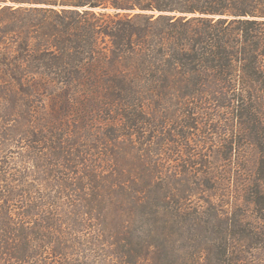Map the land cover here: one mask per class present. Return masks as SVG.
I'll list each match as a JSON object with an SVG mask.
<instances>
[{
	"label": "trees",
	"instance_id": "trees-1",
	"mask_svg": "<svg viewBox=\"0 0 264 264\" xmlns=\"http://www.w3.org/2000/svg\"><path fill=\"white\" fill-rule=\"evenodd\" d=\"M263 103L264 0H0V264H264Z\"/></svg>",
	"mask_w": 264,
	"mask_h": 264
},
{
	"label": "rangeland",
	"instance_id": "rangeland-1",
	"mask_svg": "<svg viewBox=\"0 0 264 264\" xmlns=\"http://www.w3.org/2000/svg\"><path fill=\"white\" fill-rule=\"evenodd\" d=\"M262 115L260 116L262 121H263V127H264V103L262 105ZM245 134L248 135L249 134V131H245ZM264 135V134H263ZM243 146L245 147L244 149H246V153L245 155L243 156V162L242 164H245V160H247V162H254V161H257L260 157V152H259V149L256 147V145L254 144L253 140L250 139V138H246V141L243 143ZM245 158V159H244ZM251 220H255L254 219V216L252 215L251 217ZM258 220H256L255 222L253 223H257ZM254 256L256 258H263L264 257V254H262L261 252H256L254 251L253 252Z\"/></svg>",
	"mask_w": 264,
	"mask_h": 264
}]
</instances>
